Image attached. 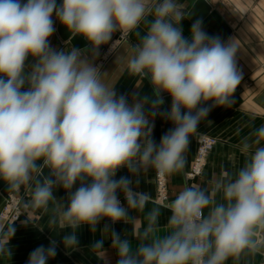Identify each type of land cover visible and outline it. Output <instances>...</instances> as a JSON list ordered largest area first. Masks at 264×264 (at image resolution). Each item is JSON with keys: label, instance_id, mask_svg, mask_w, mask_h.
<instances>
[{"label": "clouds", "instance_id": "1", "mask_svg": "<svg viewBox=\"0 0 264 264\" xmlns=\"http://www.w3.org/2000/svg\"><path fill=\"white\" fill-rule=\"evenodd\" d=\"M54 14L93 50L115 32L120 39L134 35L138 42L130 50L128 69L151 82L156 99L129 104L80 50L52 49ZM184 18L178 0H62L59 6L56 0H0V180L8 192L28 194L21 213L26 223L31 212L42 210L50 226L73 230L63 238L65 248L76 249L81 225L93 233L103 219L135 225L133 211L143 213L135 245L109 233L107 225L102 233L110 236L117 264H226L230 257L264 247V123L242 144L243 166L235 174L213 177L208 188L185 186L163 204L149 192L134 190L142 171L183 172L191 137L211 110L202 105L231 107L241 80L235 59L239 41L210 37L200 20L185 38ZM29 56L35 63L25 75ZM161 93L171 97L166 118L173 128L156 144L152 120L164 103ZM44 168L50 176L41 180ZM121 168L137 179H115ZM58 186L69 193L66 204L53 195ZM161 207L170 212L163 234ZM19 216L0 224V258L12 256L9 245ZM103 243V238L95 241L92 252H104ZM55 255L53 241L33 250L27 264H47Z\"/></svg>", "mask_w": 264, "mask_h": 264}, {"label": "crops", "instance_id": "2", "mask_svg": "<svg viewBox=\"0 0 264 264\" xmlns=\"http://www.w3.org/2000/svg\"><path fill=\"white\" fill-rule=\"evenodd\" d=\"M209 11L204 15L201 8H195L197 0H178V3L184 5L185 18L181 21L183 35L190 38L192 24L200 20L202 29L210 36L219 37L222 42L227 43L237 40L240 47L236 52L237 70L241 80L232 95L231 107H212V101L203 104L211 110L203 120L196 133L191 137L189 150L186 152V166L181 173L165 175L166 195L168 201L175 198L176 194L185 186L198 184L202 188H208L209 182L221 172L235 174V172L245 163V154L241 147L249 136L251 131L264 123V0H204ZM26 3L27 0H21ZM57 6L62 3L58 0ZM233 8L236 10L234 11ZM203 14V15H201ZM55 31L49 37V44L56 51H70L73 47L68 42L59 39L56 32L55 14L52 17ZM141 28V34H143ZM120 33L115 32L107 44H103L98 50H93L89 42L86 43V52L80 50L81 58H86L89 62L98 66L102 73H106V79L114 84L117 96L124 95L128 103L132 104L136 99L148 97L151 100L156 99L151 82L148 79L141 78L130 73L128 69V58L130 50L138 39L134 35L120 39ZM115 47H113V45ZM35 63L33 57H28V65L25 69L30 72ZM248 82V85L246 83ZM164 103L157 109V114L152 120L153 131L152 139L159 144L161 137L167 133L173 124L166 118V113L170 111L171 97L167 93H161ZM151 104L146 106V112L149 111ZM211 122V123H210ZM201 136L212 137L217 141L215 147L206 158V164L202 174L198 178L187 179L196 153L197 140ZM264 146V145H261ZM41 164L42 161H38ZM154 170L148 169L142 171L139 184L133 185L134 190L149 192L153 201L157 202V193L155 188ZM120 177H129L136 180L129 173L127 168H121L117 171L115 179ZM39 179H43L41 176ZM79 187V182L73 186L72 191ZM54 197L59 201L68 200L69 193L62 187H56L53 190ZM118 198L122 199V205L126 206V200L123 193H117ZM16 197L20 200L22 213H25L23 202L29 199L28 194L21 190L19 194L8 192L7 185L0 180V214L6 199ZM219 200L220 197L218 196ZM153 206L149 204L147 211ZM159 223L161 225V234L170 217V212L161 207ZM130 215L138 218L135 225L117 222L113 224L108 219H103L96 226L93 233L88 225H81L76 230L78 246L76 249H67L64 246L63 238L72 234L70 227L59 228L50 226L49 214L41 211L31 212V222L26 223L27 215L22 214L19 221L13 226L15 234L10 241L12 256L10 259L0 258V264H27L30 253L40 246L49 247L55 242L56 255L50 258L47 264H117L118 255L112 247L110 236L102 234L105 226L108 231H115L122 238H129L135 245V233L140 229L143 213L131 212ZM0 224L2 221L0 219ZM104 235V237H103ZM264 238V232L261 233ZM104 240V252L93 253L91 246L95 241ZM103 257V258H101ZM226 264H264V247L256 254H242L238 259L229 258Z\"/></svg>", "mask_w": 264, "mask_h": 264}, {"label": "built area", "instance_id": "3", "mask_svg": "<svg viewBox=\"0 0 264 264\" xmlns=\"http://www.w3.org/2000/svg\"><path fill=\"white\" fill-rule=\"evenodd\" d=\"M216 143V140L212 138H202L198 141L196 158L194 159L189 172L186 174L187 179H194L195 177L200 176L205 160L211 150L215 147ZM155 174L157 186L156 200L158 203L163 204L166 200H168L166 195L165 175H158L156 172ZM5 213L2 215V219L4 220L5 224H7L9 221H11V217L7 215L8 211H5Z\"/></svg>", "mask_w": 264, "mask_h": 264}, {"label": "water", "instance_id": "4", "mask_svg": "<svg viewBox=\"0 0 264 264\" xmlns=\"http://www.w3.org/2000/svg\"><path fill=\"white\" fill-rule=\"evenodd\" d=\"M58 0H56L57 2ZM195 8H201L203 10L202 13L204 15L209 11V8L204 0H197ZM203 15V14H201ZM56 32L59 37V39L63 42H68L73 48L78 50H83V52H86V43L84 41V37L80 35H73L64 25H62L59 20L56 19ZM28 65V58L25 61V67ZM29 72L24 69V74L27 75ZM27 85H25V88ZM50 176V170L48 168L43 169V175L42 177H48Z\"/></svg>", "mask_w": 264, "mask_h": 264}, {"label": "rangeland", "instance_id": "5", "mask_svg": "<svg viewBox=\"0 0 264 264\" xmlns=\"http://www.w3.org/2000/svg\"><path fill=\"white\" fill-rule=\"evenodd\" d=\"M246 85H248V82L246 83ZM202 138H212V137L201 136V137L198 138V140H197V146H196V153H195V157H194V159L196 158V154H197L198 141H199L200 139H202ZM212 139H214V138H212ZM216 142H217V141H216ZM216 144H217V143H216ZM194 159H193V161H194ZM192 163H193V162H192ZM205 164H206V160H205L204 166H205ZM191 166H192V164H191ZM204 166H203V168H202V170H201V174H202V171H203V169H204ZM190 168H191V167H190ZM154 172H155V171H154ZM154 174H155V173H154ZM201 174H200V176H201ZM200 176H197V177H195V178H198V177H200ZM154 179H155V188H156V193H157L156 174L154 175ZM120 199H121V201H122L123 198H120ZM5 211H8L7 215L11 217V220L15 219L16 216L20 215V216L15 220V222H14V224L17 223V222L19 221L21 215H22V214H21V213H22V210H21V206H20V200H19V199H16V197H11V196H10L9 198L6 199L5 205L3 206L2 211H1V214H0V219H1V221H2V224H5L4 220L2 219V215H3V213H5ZM5 214H6V213H5Z\"/></svg>", "mask_w": 264, "mask_h": 264}]
</instances>
